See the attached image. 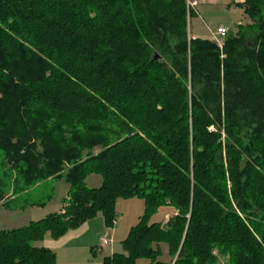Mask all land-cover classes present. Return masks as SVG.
Returning a JSON list of instances; mask_svg holds the SVG:
<instances>
[{"label":"trees","instance_id":"trees-1","mask_svg":"<svg viewBox=\"0 0 264 264\" xmlns=\"http://www.w3.org/2000/svg\"><path fill=\"white\" fill-rule=\"evenodd\" d=\"M241 7L220 49L188 41L185 0H0L12 193L68 185L61 212L0 230V264H56L33 244L97 214L112 228L133 198L143 214L101 264H264V0ZM161 207L176 214L151 223Z\"/></svg>","mask_w":264,"mask_h":264},{"label":"crops","instance_id":"crops-1","mask_svg":"<svg viewBox=\"0 0 264 264\" xmlns=\"http://www.w3.org/2000/svg\"><path fill=\"white\" fill-rule=\"evenodd\" d=\"M197 3L195 9L192 10V14L189 17L188 27H189V36L193 39H209L208 38V30L210 28V24L212 26L213 22H219L215 24L216 29L219 27L226 28L228 33L231 29L228 26H231L235 29L236 26L242 25L243 23H248V18L244 14V11L241 5L245 0H191ZM215 23V22H214ZM233 29V30H234ZM94 176L90 175L87 177L85 183L88 186V181L97 182L96 187H99L101 182L97 178H93ZM97 179V180H95ZM55 180L58 183V189L61 191H57V194L52 196L48 201L47 205L43 207L39 206V204H25L22 207L15 208L14 206L2 209L7 213V216L12 218L16 216L18 218H23V213L29 209L31 216L27 218L26 225L31 221H38L48 214L61 212L62 201L67 198L68 185L64 182L63 179H49ZM48 181V180H47ZM95 187V188H96ZM5 197H8L10 200H16L14 194H7ZM46 207H50L51 209H47ZM50 210V211H48ZM55 210V211H52ZM40 214V215H39ZM101 216V222H103V217L101 214H97L94 218ZM32 216H39L38 219H32ZM3 220L0 219V222ZM98 220V223H101ZM12 220L9 221L8 224H11ZM104 223V222H103ZM104 225V224H103ZM105 227V226H104ZM15 228V227H14ZM12 228V229H14ZM88 225L86 222L78 229L69 231L63 237L58 240H53L49 236H46L41 242L36 243L38 247H43L54 252L56 256V264H101L103 258L105 257L103 254L101 255L98 250L100 248L99 239L102 237H106L111 241L110 245H113V234L117 233L119 230L115 227L112 228H103L104 235H100L99 230H95L91 232L88 229ZM115 228V229H114ZM4 229V227H3ZM0 229V230H3ZM102 230V231H103ZM90 235V237H89ZM112 237V238H111ZM126 238V236H125ZM124 240V239H123ZM122 241V240H121ZM106 252L108 253V248L105 247ZM111 253L112 248L109 249ZM99 253V254H98ZM106 254V253H105Z\"/></svg>","mask_w":264,"mask_h":264},{"label":"rangeland","instance_id":"rangeland-1","mask_svg":"<svg viewBox=\"0 0 264 264\" xmlns=\"http://www.w3.org/2000/svg\"><path fill=\"white\" fill-rule=\"evenodd\" d=\"M185 5H186V12H187L186 13V16H187V35H188L187 38L189 41L190 36H189L188 21H189V17L192 14V10L190 9L189 11H187L186 0H185ZM214 22H213L214 26H212L210 24V26H209L210 28H207V29H209L208 30V38L209 39H201V40H206V41L215 43L214 41L211 40V37L209 35V31H215L216 30L215 24L219 23L216 21H214ZM247 22L248 23H243L242 25H239V26H246V25L250 24L249 18H248ZM239 26H236L235 29L231 26H228V28L231 29V31L229 33L230 34L236 33L237 27H239ZM190 40H194V39L192 37H190ZM222 47H223V45H222ZM95 150L97 151V149H95ZM3 162H4V158H3L2 152H0V181H1V184L4 185V186H2V188L6 192V194L3 195V198H4L3 201H0V219L3 220L2 222H0V229H3V227H4V229H12L14 227L15 228L23 227L26 225L27 218H29V216H31L30 213H28L29 209H27L25 211L26 213H23V216H24L23 218L21 217L22 214L20 215V218H18L16 216H13L12 218H10L7 216V213H4L5 211L2 210V209L10 208V206H8V205L10 204V202L13 201V200L8 199V197H5V196L7 194L11 193L12 187H13L12 181L14 180L13 178L15 176V175H13V173L9 169H7V166L3 165ZM92 176H94L93 178H97L101 182L100 176H97V175H92ZM97 179H95V180H97ZM87 185H88L87 187H89V188H95L97 185V182L88 181ZM24 189H25V191H23V192L21 190H20V192L18 191V193L16 192L15 197L17 199H16V201L11 203L12 207L14 206L15 208H19V207L24 206L25 204L30 205L33 203L39 204V206L43 207L44 205L48 204V201L50 200V198L52 196L57 194V191H59V192L61 191L60 189H58L57 181L49 180V179H48V181L47 180L42 181L36 185L25 187ZM62 204H63V201H62ZM48 208L51 209L50 207H46L45 211H43V212H46ZM143 209H144L143 201L141 199H138V198L117 201L116 207H115V221H114L113 227L117 228L119 231L117 233L113 234V245L109 246L110 244H108L107 246H105L108 248V253L106 252V250H104L105 247L100 246L98 252L101 255L104 253L103 255L105 257L110 256L112 254V253L110 254V252H111L109 250L110 248H112L113 253L121 251V245H120L121 240L125 239V236H127L130 228L133 227L137 223L138 218L143 214ZM48 211H50V210H48ZM52 211H55V210H52ZM175 214H176V211L173 208L161 207L157 211V213L151 217L150 222L151 223L152 222H159V223H162V225H165L166 222L169 220V218H171ZM98 216L99 217H97V218H93V219L88 220L86 222V225H88V227H89L88 229L91 232H94L95 230H99L100 235H104L103 228H105L106 226L103 223L104 220H103V222H101V216L100 215H98ZM38 217L39 216H32L31 218L32 219H38ZM10 220H12V223L8 224ZM98 220L101 223H98ZM47 236H49V234H47ZM89 237H90V235H89ZM37 243H39V242H37ZM33 245L36 246L37 244L34 243ZM161 248H162L161 249L162 250V256L159 258V260L162 262H169L170 258L167 255L166 246L162 245ZM215 254H216V252H215ZM223 262H224V260L221 257H219V263L223 264ZM136 264H148V262L146 260L142 259V260L137 261Z\"/></svg>","mask_w":264,"mask_h":264},{"label":"built area","instance_id":"built-area-1","mask_svg":"<svg viewBox=\"0 0 264 264\" xmlns=\"http://www.w3.org/2000/svg\"><path fill=\"white\" fill-rule=\"evenodd\" d=\"M186 4H187V11H189L190 9L191 10L195 9L197 5L195 1H191V0H186ZM227 34H228V30L223 27H219L215 31H209L211 40L214 41L216 45L218 46V48L220 49L222 48L223 41ZM189 40H190V37H189ZM99 243L101 247H105L108 244H110L111 241L108 240L106 237H102L99 239Z\"/></svg>","mask_w":264,"mask_h":264},{"label":"water","instance_id":"water-1","mask_svg":"<svg viewBox=\"0 0 264 264\" xmlns=\"http://www.w3.org/2000/svg\"><path fill=\"white\" fill-rule=\"evenodd\" d=\"M158 58H159V56L157 54H154L153 57H152V60H156Z\"/></svg>","mask_w":264,"mask_h":264}]
</instances>
